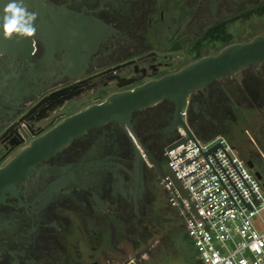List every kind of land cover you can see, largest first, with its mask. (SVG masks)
<instances>
[{"label":"flooded vegetation","instance_id":"flooded-vegetation-1","mask_svg":"<svg viewBox=\"0 0 264 264\" xmlns=\"http://www.w3.org/2000/svg\"><path fill=\"white\" fill-rule=\"evenodd\" d=\"M258 19L264 0H45L27 52L0 53V169L87 106L258 36L239 37ZM189 99L201 135L238 129L246 114L264 121V60ZM173 113L165 99L134 111L131 126H93L4 172L0 264H141L177 237L182 221L160 182L166 162L151 149L174 136L165 133Z\"/></svg>","mask_w":264,"mask_h":264},{"label":"built area","instance_id":"built-area-1","mask_svg":"<svg viewBox=\"0 0 264 264\" xmlns=\"http://www.w3.org/2000/svg\"><path fill=\"white\" fill-rule=\"evenodd\" d=\"M189 106L188 97L181 117L191 128ZM173 135L163 153L166 171L160 175V182L169 204L177 212L198 252L200 263L264 264V231H260L254 223V218L264 209L263 181L258 179L247 160L225 136L218 135L201 141L194 133L195 141L203 152L221 142L259 200L256 206L252 200L254 197L223 149H216L214 154L245 201L252 205L253 208L248 209L213 154H209L207 160L182 125L178 126ZM143 155L152 165L147 154L143 152Z\"/></svg>","mask_w":264,"mask_h":264},{"label":"water","instance_id":"water-1","mask_svg":"<svg viewBox=\"0 0 264 264\" xmlns=\"http://www.w3.org/2000/svg\"><path fill=\"white\" fill-rule=\"evenodd\" d=\"M44 1L45 0H29V6L34 7L36 10H38V12H41L44 9ZM29 46L30 40L18 42L16 39H13L9 41L4 40L2 38V34H0V53H8L10 55L21 54L27 52ZM263 60L264 35H258L247 42L228 45L220 50L217 54L200 58L174 73L167 74L158 79L150 80L132 89L114 93L108 96L102 102L89 105L83 110L64 118L55 127L34 139L29 146L24 148L19 153V155L8 164L7 167L0 169V176L9 169L12 170L16 166H20L22 163L31 164L49 157L51 154L66 146L74 137L84 133L88 128L93 126L101 125L112 120L119 121L121 123H127L131 126L130 120L134 111L155 106L165 99L171 101L174 105L173 121L171 125L165 129V133L169 135L170 133L175 132L179 125H182L185 128L189 138L195 141L192 125L190 124V128L188 125H186L181 117V111L186 99L195 90L208 86L214 80L233 74L246 66L257 65ZM195 143L196 146L199 147L196 141ZM219 147L223 149L224 153L251 192L252 196L254 197L252 200L257 206L259 204V200L221 142L217 143L206 152H203L200 147L199 149L206 159L209 154H213L214 158L236 189L246 207L248 209H252L253 207L250 202L245 201L239 189L214 154L216 149ZM208 163L210 164L209 161ZM247 164L255 171V164L252 160H248ZM213 171L216 173L214 168ZM255 174L258 179L263 181L264 187L262 174L259 171H255ZM224 188H226L225 185ZM229 197L232 196L230 195Z\"/></svg>","mask_w":264,"mask_h":264},{"label":"rangeland","instance_id":"rangeland-1","mask_svg":"<svg viewBox=\"0 0 264 264\" xmlns=\"http://www.w3.org/2000/svg\"><path fill=\"white\" fill-rule=\"evenodd\" d=\"M256 26H257L256 28L250 30L247 29L246 32L239 34V37L241 36L240 39H245L255 34L264 35V21L258 19V21H256ZM243 118H244L243 126L239 127L238 129H235V132H233V129L221 130L219 131L218 135L225 136L231 143L239 146L240 149L241 147L244 148L245 150L248 149L252 150L253 148L255 149L257 148L256 150H258V155L264 161V153L260 150V148L257 147L256 137L254 136V132L255 133L261 132V129L263 128L264 125V121H262V119L259 118L257 115H253V114H246L244 115ZM230 132H233L234 134L228 135L227 133ZM231 136H234V139L230 138ZM173 137H171V139L168 140V142L166 143L167 145L165 144L166 146H168V143L170 142V140L173 139ZM198 137L201 141H205L208 136L201 135ZM254 223L260 231H264V209L260 212L258 216L254 218ZM176 224L179 227L181 226L180 231L178 232L180 235L177 234L178 239L177 237L172 238L171 236L165 237L162 242L163 244H161V246H158L157 248H154L152 251V255L147 254L145 259L141 262V264H197L198 252L195 249V247L191 245L192 243L188 247L184 245V248L183 245L181 244V240H183V236L188 237L191 242L187 230L183 226L182 222H178Z\"/></svg>","mask_w":264,"mask_h":264},{"label":"clouds","instance_id":"clouds-1","mask_svg":"<svg viewBox=\"0 0 264 264\" xmlns=\"http://www.w3.org/2000/svg\"><path fill=\"white\" fill-rule=\"evenodd\" d=\"M38 10H32L29 0H0V34L4 40H31L38 35Z\"/></svg>","mask_w":264,"mask_h":264},{"label":"trees","instance_id":"trees-1","mask_svg":"<svg viewBox=\"0 0 264 264\" xmlns=\"http://www.w3.org/2000/svg\"><path fill=\"white\" fill-rule=\"evenodd\" d=\"M173 105V104H172ZM193 129V127H192ZM194 133L196 134V136H201V134L196 130V129H193ZM221 131V130H220ZM233 132H235V130H233ZM233 132H230V133H227L228 135H233L234 133ZM219 134V131L215 132L214 134H211L210 136L207 137L206 140L208 139H211L213 138V136H216ZM254 136L256 137V145L258 148H260V150L264 153V130H261L260 133H255L254 132ZM199 138V137H198ZM230 138L234 139V136H231ZM172 141V140H171ZM170 141V142H171ZM233 144V143H232ZM238 150H240L239 152H241V156L246 159L247 161L248 160H252L255 164V171H259L262 176H263V180H264V161L263 159L258 155V150H256L255 148H253L252 150L251 149H248V150H245L244 148L237 146L235 144H233ZM164 146H158V148H156L155 146H153L151 149H152V152H154V155L152 156V158L157 161L159 164H162V163H165L164 160V150H165V147L163 148ZM242 150V151H241ZM246 152H244V151ZM158 155V156H157ZM180 222V221H178ZM182 225V224H181ZM181 227V226H180ZM180 227L178 225H176V231H177V234H179L178 232L180 231ZM176 234V236H177ZM180 235V234H179ZM178 239V237H177ZM192 243V241L190 242L189 238L186 237V236H183V240H181V244L183 245V248H184V245H186V247H188L190 244ZM193 245V243L191 244ZM197 264H201L200 263V259H199V256L197 258Z\"/></svg>","mask_w":264,"mask_h":264}]
</instances>
